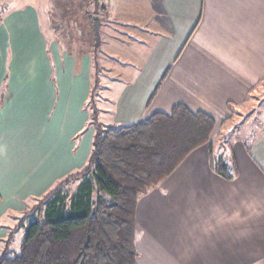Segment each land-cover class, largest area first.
<instances>
[{
    "label": "crops",
    "instance_id": "0c3cea01",
    "mask_svg": "<svg viewBox=\"0 0 264 264\" xmlns=\"http://www.w3.org/2000/svg\"><path fill=\"white\" fill-rule=\"evenodd\" d=\"M93 1L67 0L72 13L59 0L44 6L62 18L63 34L74 33L81 55L66 50L71 38L58 34L51 16L43 28L37 7L0 8V243L11 230L2 223L9 213L24 214L85 166L94 132L84 106L97 58L102 79L96 102L104 127L169 112L179 102L210 113L217 124L213 146L194 150L140 195L138 264H264V124L252 137L238 130L241 124L254 128V114L232 125L264 79V0L97 1L104 19L98 24L95 15L96 26L86 9ZM75 3L83 10L81 35ZM66 14L76 23L68 24ZM24 36L30 53L21 47ZM94 41L99 54L89 47ZM130 45L149 47L140 55ZM123 48L128 66L104 69V59L124 54ZM218 129L226 130L221 139ZM211 148L229 170L235 162L233 178L213 169Z\"/></svg>",
    "mask_w": 264,
    "mask_h": 264
},
{
    "label": "trees",
    "instance_id": "16d2710c",
    "mask_svg": "<svg viewBox=\"0 0 264 264\" xmlns=\"http://www.w3.org/2000/svg\"><path fill=\"white\" fill-rule=\"evenodd\" d=\"M96 83L94 74L84 106L94 128L85 166L60 179L24 212L8 233L0 264H138L140 195L167 179L194 150L213 146L214 116L181 102L169 112L103 127ZM210 156L216 172L227 178L237 174L235 162L229 170L223 158H213L212 148ZM28 220L19 251H14L15 234Z\"/></svg>",
    "mask_w": 264,
    "mask_h": 264
},
{
    "label": "rangeland",
    "instance_id": "374dc122",
    "mask_svg": "<svg viewBox=\"0 0 264 264\" xmlns=\"http://www.w3.org/2000/svg\"><path fill=\"white\" fill-rule=\"evenodd\" d=\"M66 1L67 0H59V3L60 4H64L66 6V9H67ZM97 1H99L98 4H100V2L101 3L104 2V0H96V1H93L86 8L87 10H89L91 12V15H90L91 25L94 23L95 26H96V23L100 24V20H102V18H103V17H101V12L99 13V10L100 9H98V6H96L94 4V2H97ZM50 2H51V0H0V8L2 7L5 11H9L10 9L12 10V9L17 8V7H20V6L23 7L25 5V3L26 4H31V5H33V6H35V7H37L39 9L40 16H41L42 23H43L42 24L43 28L45 27V25H47V22H50L51 17H52L53 23H55L54 28H58L57 29L58 30V34H60L61 36L63 35L65 37L66 36L67 37L69 36V38H71V36H73V34H74L73 32H71L72 34L70 32H68L67 35L66 34H63V31L66 29V26L63 24L64 21L62 20V18L61 17H59V18L58 17H54V12H53L54 10L51 12L50 9H49V7H48V9H44L45 8L44 6L45 5H49ZM52 5L55 8V11L58 10V8L56 7V5L54 4L53 1H52ZM71 8H74L76 10L75 13H76V15L79 16L78 17V20H80L79 21L80 24H77L76 23V20L74 19V14H72L71 18H69V16L66 14L67 17H68L66 22L68 24H69V20L75 22L76 23L75 29L78 30L77 31V34L81 35V29L83 30V26H82L83 25V18H82V11L83 10H80V8L78 7L77 3H75L73 6H71ZM4 10H3V12H4ZM62 11H64V9L61 8V11L60 12H62ZM67 11H69L70 13H72V9H71V11L69 9H67ZM79 12L81 13V16H80V13ZM95 15L98 16V21L96 20V23L93 22V20L95 21ZM49 28L52 29L51 27H49ZM71 28H74V26L71 27ZM27 40H28L27 37L24 36L23 40L21 41V44H22L21 47H23V51L24 52H26V51L29 50V53H30L32 50L31 49H28V45L30 43L27 44ZM125 43H127L129 45L128 42H125ZM68 44L70 46H72V47L66 49L67 51H72V52H78L79 51L80 55L83 53L84 50H81V49L79 50V49L76 48L77 47V43L74 41V38H71V43H68ZM114 45H116V44H114ZM31 47L34 48V45L32 43H31ZM89 47L91 49L94 47V49H96L97 52H98V54H99V52H100L99 51L100 44H99L98 41L97 42H95V41L94 42H91L89 44ZM148 47L149 46L145 47V46H142V45H130V47H127V48H129V50H131V51L135 49L140 55H142V54L145 55L147 53V51H148ZM127 48H123L124 54L123 53L121 54V52H120L117 56H113V57L107 56L104 59V62H103L104 65L106 66L104 69H109L110 70V69H114L116 66H119V67H126V66H128V65H125L128 62L125 59H122L123 56L127 52H129ZM26 53H28V52H26ZM12 54H13L12 49H11V54H10V49H8L7 52L5 53L6 56H3V57H5L7 59V61H8V60H10L9 57L12 58ZM96 61H97V64H96L95 69H94L93 72H94V74H96V77H97V83H96L97 84V87L100 88V86H101V79H102V77H101L102 70H101L100 65H99L100 64L99 59L96 58ZM1 68H4L5 69V72L7 73L8 70H9V65L8 64H6L5 66H2L1 65ZM93 76L94 75H91V82H90L91 85L93 84ZM106 82H107V80H106ZM107 85H109V84H107ZM99 88H98V91H99ZM98 93L99 92H97V94H96L97 97H98ZM97 97H96V99H97ZM259 105L260 106L262 105V108H261V112L260 113H257V111H259ZM253 107H255V108H253ZM252 110H256V112H254ZM86 111H90V109L88 108V109H86ZM249 114H252V115L254 114V116H252V118L250 120L252 121V126H255V127L254 128H250L251 125L248 124V126H246V127L243 128V125L241 124V126H240L241 128L238 130V135L246 134L249 137H252V136L258 135L260 133V131H261L258 128L261 127L260 124H264V82L261 85L256 86V88L252 91V94H251V97L249 98V101L246 104H242V106L240 107V111H239V113L237 115L234 114V118H233V121H232V125L236 121H242V119L244 117L248 118V115ZM102 121H105V120L103 119ZM89 123H90V118H89ZM90 126H92V125L90 124ZM87 128H88V126L85 128V131L83 133H85V132L87 133ZM92 128H93V126H92ZM93 132H94V128H93ZM225 134H226V130L218 129V131H217V138H220L221 139V138H223L222 136H225ZM79 168H76L75 171H78ZM56 184L53 185L52 188L55 187ZM76 185H77V182H74L71 185V188L74 189L76 187ZM39 199L40 198H38V200ZM38 200L36 202H38ZM33 206H30L28 208V210L31 209ZM22 215L23 214H20V213H18L17 215L16 214H13V213H9L8 216L6 217V219L2 223L5 224L6 226H8L10 229H13L18 224V222L20 221ZM28 225H29V220L26 221L25 222V225L22 226L16 232L15 238H14L13 242L11 243L12 250L19 251L21 242H22L24 236L26 235ZM5 246H6L5 243H0V255L3 252Z\"/></svg>",
    "mask_w": 264,
    "mask_h": 264
}]
</instances>
